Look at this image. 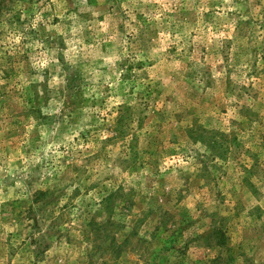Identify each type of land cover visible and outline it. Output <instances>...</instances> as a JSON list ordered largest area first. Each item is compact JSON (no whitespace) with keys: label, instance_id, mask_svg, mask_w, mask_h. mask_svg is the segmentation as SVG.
<instances>
[{"label":"rangeland","instance_id":"obj_1","mask_svg":"<svg viewBox=\"0 0 264 264\" xmlns=\"http://www.w3.org/2000/svg\"><path fill=\"white\" fill-rule=\"evenodd\" d=\"M0 264H264V0H0Z\"/></svg>","mask_w":264,"mask_h":264},{"label":"trees","instance_id":"obj_2","mask_svg":"<svg viewBox=\"0 0 264 264\" xmlns=\"http://www.w3.org/2000/svg\"><path fill=\"white\" fill-rule=\"evenodd\" d=\"M216 144V143H215Z\"/></svg>","mask_w":264,"mask_h":264}]
</instances>
